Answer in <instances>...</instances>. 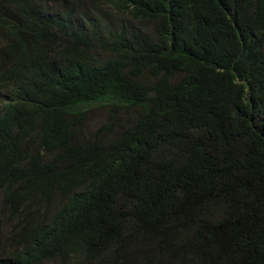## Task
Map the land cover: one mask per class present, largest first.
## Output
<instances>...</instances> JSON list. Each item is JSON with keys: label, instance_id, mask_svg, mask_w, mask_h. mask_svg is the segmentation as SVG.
I'll list each match as a JSON object with an SVG mask.
<instances>
[{"label": "trees", "instance_id": "16d2710c", "mask_svg": "<svg viewBox=\"0 0 264 264\" xmlns=\"http://www.w3.org/2000/svg\"><path fill=\"white\" fill-rule=\"evenodd\" d=\"M4 231L0 264H264V0H0Z\"/></svg>", "mask_w": 264, "mask_h": 264}, {"label": "rangeland", "instance_id": "374dc122", "mask_svg": "<svg viewBox=\"0 0 264 264\" xmlns=\"http://www.w3.org/2000/svg\"><path fill=\"white\" fill-rule=\"evenodd\" d=\"M107 119H110L109 115V107L95 105L90 109L89 112V118L86 123V129L85 133L82 134V136L86 135V133L94 132L98 127ZM120 122H125V118L122 116V114L119 117ZM3 247L0 245V250ZM44 264H55V263H44ZM59 264V263H57Z\"/></svg>", "mask_w": 264, "mask_h": 264}, {"label": "clouds", "instance_id": "9594fccd", "mask_svg": "<svg viewBox=\"0 0 264 264\" xmlns=\"http://www.w3.org/2000/svg\"><path fill=\"white\" fill-rule=\"evenodd\" d=\"M11 228V227H10ZM9 229V228H8ZM6 230V229H5ZM0 245L3 247V246H7L8 243L5 239V231L0 235Z\"/></svg>", "mask_w": 264, "mask_h": 264}]
</instances>
